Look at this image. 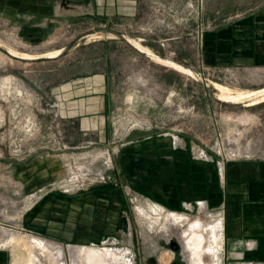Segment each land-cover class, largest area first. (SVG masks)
Instances as JSON below:
<instances>
[{"label":"rangeland","instance_id":"1","mask_svg":"<svg viewBox=\"0 0 264 264\" xmlns=\"http://www.w3.org/2000/svg\"><path fill=\"white\" fill-rule=\"evenodd\" d=\"M12 2L21 9H7ZM0 6V228L42 239L21 230L27 207L49 211L51 226L70 224L67 245L43 239L58 264H76L71 250L80 245L108 249L122 264H199L191 253L199 248L202 264H223L210 228L220 219L223 237L227 165L264 160V97L226 99L264 90V0ZM137 144L147 168L175 152L216 168L206 199L187 209L159 201L152 169L153 188L131 185L129 170L141 164H131L139 152L129 145ZM192 233L188 250L181 236ZM7 247L28 259L29 248Z\"/></svg>","mask_w":264,"mask_h":264},{"label":"crops","instance_id":"2","mask_svg":"<svg viewBox=\"0 0 264 264\" xmlns=\"http://www.w3.org/2000/svg\"><path fill=\"white\" fill-rule=\"evenodd\" d=\"M26 3L31 5L32 2L26 1ZM6 7L13 13L21 9L19 4L13 2ZM83 122L86 129L89 120ZM129 147L135 153L139 152L134 158L136 161H130L131 164L135 162L134 164H141L144 167L139 166L129 170L131 185L138 190L142 187L146 191L153 188L148 176L152 169L153 177L158 182L154 187H157L155 191L159 201L177 209H181L185 205L184 208L187 209L190 204L194 205L196 201L206 199L208 185L212 184L210 182L213 181V173L216 172V168H212L209 163L193 161L187 153L175 152L176 154L168 158L167 162L153 161L151 164L153 168H147L146 160L141 153L143 152L141 145H129ZM129 147L128 145L123 146V158H125V153L129 155L127 152ZM37 185L35 181L29 182L31 188ZM215 190L212 204L218 202V193ZM221 198L224 203L223 214H221L223 247L226 251L225 256H223V264H264V160L229 162ZM30 208L25 209L21 229L25 231L27 237L29 235L40 237L42 239H37L49 248L51 247L45 240L50 242L51 238L54 242L69 243L66 234L71 233V230L66 228L70 224L56 221L52 223L54 226H51L48 221L49 211L45 213L42 210L38 213L37 209ZM61 215L59 216L60 219ZM5 228L12 233L18 232V230ZM1 243L2 240L0 241V264H17L16 251L10 250ZM94 246L80 245L76 248Z\"/></svg>","mask_w":264,"mask_h":264},{"label":"bare ground","instance_id":"3","mask_svg":"<svg viewBox=\"0 0 264 264\" xmlns=\"http://www.w3.org/2000/svg\"><path fill=\"white\" fill-rule=\"evenodd\" d=\"M130 42L140 52L146 54L148 57H150L154 61H157V62H160V63L161 62L164 63L163 60H161L160 58H158L151 51L143 48L137 42L132 41V40H130ZM59 54H61V53H59ZM169 65L172 66L173 68H175V69L183 72V73H189V74L192 73L191 71L186 70L185 68H182L181 66H178L176 64L170 63ZM252 96H263L264 97V90L263 91H260V92L253 93V94L252 93H250V94H240V95H237V97H235V98L226 97V99L227 100L237 101V100L244 99V98H249V97H252ZM172 217H173V221L175 223H186L188 221L186 218H181V217H178V216H175V215H173ZM219 221H220V219L217 220L216 224L213 226V228H210V230H211V233L213 235V238H214L215 243L218 245L217 247L218 248H221L222 245H223V237H222V234L219 233L220 232L219 231V227H218L220 225V222ZM189 227H191V230L194 231V233H196V232L197 233H200L201 232L200 231L201 230V225L197 221L195 223H192V221L190 220V226ZM2 228H0L1 236H2V232L4 234H6V233L8 234L9 233V230L7 231L6 228L5 229L4 228L2 229ZM194 233H192L189 236L187 234H182V236H181V240H183V244L184 245L186 244L185 247H189L190 248L188 250H191V248H192L190 242L191 241L192 242L196 241L195 237H193V236H195ZM3 236H5V235H3ZM196 236H197V234H196ZM201 237H199V238H201ZM1 240H2L3 246L11 245V246H16V247L22 246L24 248H29L30 253H29V257H28L27 260L25 259V261H24V260L21 259L20 256L16 255V262H17V264H36V263H42L43 260L49 261L50 264H58V262L56 260V255L54 254V252L46 244H44L43 242L39 241L36 238L30 239L28 241H25V240L23 241V239H21L17 235V233L13 232V233H11L8 236V239L7 240H3V239H1ZM196 250L195 251L193 250L194 252H191L192 253V257L194 258V260H197V262H199V264H202V260H203L202 259V254H204L203 248H199L197 251ZM71 252H72V255L74 256V259H75L76 264H112L111 259L117 258V256H115L113 254L111 255V252L108 249L100 250L97 247L72 248ZM15 253H17V252H15ZM115 264H122V263L118 259V260H116V263Z\"/></svg>","mask_w":264,"mask_h":264},{"label":"built area","instance_id":"4","mask_svg":"<svg viewBox=\"0 0 264 264\" xmlns=\"http://www.w3.org/2000/svg\"><path fill=\"white\" fill-rule=\"evenodd\" d=\"M201 203V202H200Z\"/></svg>","mask_w":264,"mask_h":264}]
</instances>
